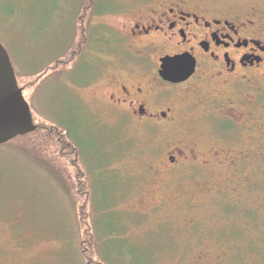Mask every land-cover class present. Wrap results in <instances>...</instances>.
Listing matches in <instances>:
<instances>
[{"label":"rangeland","instance_id":"374dc122","mask_svg":"<svg viewBox=\"0 0 264 264\" xmlns=\"http://www.w3.org/2000/svg\"><path fill=\"white\" fill-rule=\"evenodd\" d=\"M132 1L0 0V41L33 120L57 131L39 141L36 154L25 140L0 145V264H92L86 240L99 264H264L260 159L243 153L235 163L230 144L219 141L226 150L218 154L209 138L202 168L185 163L176 173L161 161L185 140L146 137L100 102L114 87L117 62L120 71L133 66L144 75L154 67L124 46ZM199 1L245 14L264 10V0ZM85 4L98 9L82 36ZM243 210L262 231L250 225L238 233Z\"/></svg>","mask_w":264,"mask_h":264},{"label":"flooded vegetation","instance_id":"af4514ba","mask_svg":"<svg viewBox=\"0 0 264 264\" xmlns=\"http://www.w3.org/2000/svg\"><path fill=\"white\" fill-rule=\"evenodd\" d=\"M132 2L126 17L131 16L133 21L124 34V46L134 55L148 59L154 67L144 75L134 72L133 66L120 71L117 62L114 87L100 102L112 110L119 122L135 126L146 137L159 134L160 138L166 133L169 139L179 136V142L185 140L186 145L166 151L161 161H168L176 173L183 171L185 163L202 168L200 163L205 161L200 152L209 138L218 144V154L226 149L233 152L235 163L241 164L239 156L250 153L263 164L264 10L257 8L245 14L199 0ZM97 9L93 6L91 19ZM80 19L84 36L92 21L88 23L81 15ZM177 56L192 60L194 71L178 82L166 80L161 75L162 59ZM219 141L230 145L223 149ZM191 142L196 149L190 147ZM233 157L228 156L227 162ZM257 159L254 162L259 164ZM256 180L260 181L258 176ZM164 201L163 205L169 199ZM243 213L239 234H245L250 225L263 230L258 223L253 224L244 210Z\"/></svg>","mask_w":264,"mask_h":264},{"label":"water","instance_id":"95a60500","mask_svg":"<svg viewBox=\"0 0 264 264\" xmlns=\"http://www.w3.org/2000/svg\"><path fill=\"white\" fill-rule=\"evenodd\" d=\"M195 64L183 56L162 59L161 75L169 81L186 79ZM18 84L11 57L0 41V145L36 130L32 110Z\"/></svg>","mask_w":264,"mask_h":264},{"label":"trees","instance_id":"16d2710c","mask_svg":"<svg viewBox=\"0 0 264 264\" xmlns=\"http://www.w3.org/2000/svg\"><path fill=\"white\" fill-rule=\"evenodd\" d=\"M89 10H90V8H88L87 4H85L84 11H83V15L86 17L87 22L91 19V14H92L91 13L92 10L90 12H88ZM87 12H88V14H86ZM89 14H90V16L87 18V15H89ZM71 52H74V51H71ZM57 63H59V60L57 61ZM56 65H58V64H56ZM40 76H43V75H39V77ZM34 123H35V121H34ZM55 132H57V131L54 128H52V129L43 128L42 126L37 125L36 130H34L32 132H29L27 134H24V135H18L16 137H14L13 139L9 140L7 143H10V142H18L20 140H25L24 144L27 145V149L26 150L29 151V152H31V153L36 154L38 152V150H36V148L37 147L38 148H41V147L44 146V145L40 146V142L39 141L45 140V139L46 140H49L48 138H50L52 134H55L56 135ZM79 171H81V170H79ZM78 185H81V189H82L81 192L83 194L82 197H83L84 201L85 202H88V200H89V191H88L89 190V186H88L87 178H86V180H82L81 179V175H80L79 176V182H77V186ZM87 215H88V213L86 212V203H85L84 208H83L82 213H81V219H82L81 221L83 223V226L85 227V230H87V228H86L87 227V222H88ZM91 243L92 242L86 240V242L83 244L84 245V249H85V254H86V256L90 260H92V264H99L98 262L94 261L92 259L93 258L92 255H90L91 252H90V249L89 248H90V244ZM87 244H88V246H87ZM93 244H94V241H93Z\"/></svg>","mask_w":264,"mask_h":264}]
</instances>
